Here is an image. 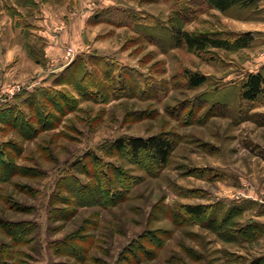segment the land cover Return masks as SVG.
<instances>
[{
    "label": "rangeland",
    "instance_id": "374dc122",
    "mask_svg": "<svg viewBox=\"0 0 264 264\" xmlns=\"http://www.w3.org/2000/svg\"><path fill=\"white\" fill-rule=\"evenodd\" d=\"M18 1L0 0V39L15 48L24 41L3 24L9 16L31 26L39 51L40 23ZM63 1L89 11L84 30L82 22L68 26V13L50 12L72 36L66 66L39 77L23 62L19 70L0 63V264H246L264 254L261 240L227 243L184 209L213 205L223 216L236 207L244 221L264 215L263 205L244 196L264 186L262 105L248 113L216 105L219 114L208 118L212 105L200 109L202 95L220 99L217 88L239 86L261 70L264 31L234 52L163 51L132 27L103 22L102 12H141L166 24L187 0ZM185 29L228 27L210 11ZM188 71L211 82L190 89ZM162 134L176 144L163 169L115 148L120 138Z\"/></svg>",
    "mask_w": 264,
    "mask_h": 264
},
{
    "label": "trees",
    "instance_id": "16d2710c",
    "mask_svg": "<svg viewBox=\"0 0 264 264\" xmlns=\"http://www.w3.org/2000/svg\"><path fill=\"white\" fill-rule=\"evenodd\" d=\"M60 1L64 2L63 0ZM28 2L30 5L25 0H19L18 5L21 8H27L29 10L28 16H31L39 10V5L35 0H28ZM261 4L262 0H187L185 6H179V8L175 6L173 16L166 24L158 22L153 15L130 10L124 11L110 7L102 13L104 15L103 22L116 26L132 27L146 38H149L163 51L174 48H186L189 52L202 56L218 50L234 52L248 49L255 42L258 34L256 32L237 33L226 30L190 32L185 29L186 24L193 22L200 15L207 14L212 10H218L223 15L240 21L264 22V15L262 14L264 7ZM98 15L97 13L94 19L100 17ZM105 15L122 17L116 22L114 20V22H111L110 19H107V16L105 18ZM18 25L22 27L24 24L18 23ZM23 27L27 38H29L31 26L26 24ZM34 47L36 46L32 44L30 39L27 40L26 49L31 59L38 65L46 66L44 47L41 46L39 51ZM213 59L211 58V60ZM73 66L74 62L68 66L66 71ZM186 79L190 89H199L211 82L209 76L191 71L186 72ZM215 94H220L222 96L221 100L215 96V101H212L210 96L213 95L207 93L200 97L202 101L201 111L204 105H212L211 111L206 114L207 118L219 114L218 111H214L216 105H223L227 108L232 106L234 108H244L246 113L257 106L263 105L264 67L258 73H250L239 86L223 87L220 90L217 88ZM231 94L234 96L238 94L241 104L236 102L235 97H229ZM209 97L211 99H208ZM115 148L118 151H124L135 160L147 159L158 169H163L170 163L171 157L176 150V144L170 135L162 134L148 138H120L115 142ZM213 208L216 209L213 205H187L184 207L186 215L195 219L196 223H200L203 220L204 227L212 230L227 243L238 245L254 244L264 238V223L254 220L244 221L245 211L243 209L232 207L222 216L214 214ZM246 264H264V254L247 261Z\"/></svg>",
    "mask_w": 264,
    "mask_h": 264
},
{
    "label": "crops",
    "instance_id": "0c3cea01",
    "mask_svg": "<svg viewBox=\"0 0 264 264\" xmlns=\"http://www.w3.org/2000/svg\"><path fill=\"white\" fill-rule=\"evenodd\" d=\"M35 2L39 4V11H37L36 13L28 17H31L30 19H32L33 22L40 23L39 27L35 25L36 27L39 28L37 31H35V33L39 35L40 41L41 42L43 41V43H41V46L44 47V52H45L44 55H45L47 65L46 66L38 65L34 60L31 59L26 49V43H27V40L29 39L31 41V37L33 35L30 34L29 38H27L23 28L20 25H18L15 19L9 16L6 17L9 19L8 22H5V23L3 22V24L7 23L9 25L10 27L9 30L11 31L12 35L16 36V35H19V33H21L22 36L24 37L23 38L24 41L22 43L20 42L19 46L15 48V47H12L13 43L11 44L10 42H6V41L4 42L0 39V51H1L0 63L10 61L12 64H14L13 70H19L21 69L20 67H22L21 63L23 62L26 65L25 68L31 69L38 75L40 74L39 77H41L42 73H45L46 71H48V74H50V73H53L57 68L66 66V64H64L65 59H66L65 50L66 48H69L71 46L74 47L73 44H70V40H72V36H70L71 34L70 32H67V27H65L66 24L63 23L62 21L58 23V21L55 20L53 13H50V12H53L54 9H56L57 11L61 13L62 12L68 13L67 15L73 17L71 18L72 21L69 23L68 26L73 27V26H76L78 22L79 23L82 22L81 26H82V29L84 30L85 26L89 24L88 23L89 11H85L83 9L81 10L76 9L74 7L76 2L73 3L72 1L61 2V3L59 2L51 3L48 0H35ZM87 5L89 7H92V5L94 6V3H91V4L89 3ZM262 6L264 7V0H262ZM212 11L213 13H215L216 16L221 17L223 23H225V25L228 27V29H221V30L232 31V32H237V33L264 31V23L262 22L261 23H251V22L240 21V20L227 17L218 10H212ZM48 21L52 22L53 26L44 29L43 24ZM60 28H63V31H60ZM5 29L8 30V28H5ZM30 33H32V31H30ZM2 34H3L2 28H0V36ZM74 36H76V34ZM66 43L67 45H65ZM73 49L75 50V48ZM2 53L4 54L2 55ZM263 67H264V62L261 64V68ZM259 111L264 114V103L262 105V108ZM262 157H264V154H262ZM244 196L246 197V199H251L254 202L259 203L260 205H263L264 207V186L262 188L258 187L256 188L255 192H253L252 194H248ZM263 216L264 215H259V216L250 218L249 220H254V221H259V222L261 221V223H264V221L260 220V217H263ZM261 242H264V238L261 239ZM246 245H249V244H246Z\"/></svg>",
    "mask_w": 264,
    "mask_h": 264
},
{
    "label": "built area",
    "instance_id": "2783aa9c",
    "mask_svg": "<svg viewBox=\"0 0 264 264\" xmlns=\"http://www.w3.org/2000/svg\"><path fill=\"white\" fill-rule=\"evenodd\" d=\"M72 51L70 50L69 55H71Z\"/></svg>",
    "mask_w": 264,
    "mask_h": 264
}]
</instances>
